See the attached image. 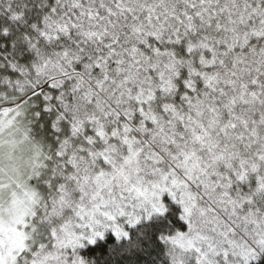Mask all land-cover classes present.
Returning a JSON list of instances; mask_svg holds the SVG:
<instances>
[{
    "label": "snow or ice",
    "instance_id": "snow-or-ice-1",
    "mask_svg": "<svg viewBox=\"0 0 264 264\" xmlns=\"http://www.w3.org/2000/svg\"><path fill=\"white\" fill-rule=\"evenodd\" d=\"M0 264H264V0H0Z\"/></svg>",
    "mask_w": 264,
    "mask_h": 264
}]
</instances>
